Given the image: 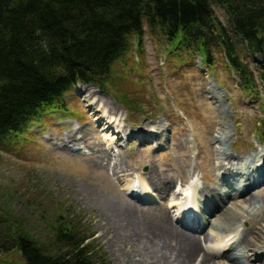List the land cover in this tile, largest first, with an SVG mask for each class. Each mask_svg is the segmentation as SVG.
<instances>
[{"label": "rangeland", "instance_id": "rangeland-1", "mask_svg": "<svg viewBox=\"0 0 264 264\" xmlns=\"http://www.w3.org/2000/svg\"><path fill=\"white\" fill-rule=\"evenodd\" d=\"M214 4L216 15L228 25L230 17L225 7ZM238 42L241 58L254 68L259 93L240 87V77L220 47L214 49V62L207 64L198 52L176 51L161 32L147 33L141 44L134 41L127 54L115 62L106 86L103 89L96 86L100 90L97 94L103 93L125 111L120 114L103 111L109 116L107 120L113 122V129L106 127V120L98 127L95 117L100 112L90 109L86 94L76 85L64 97L65 109L46 112L19 139H14L11 148H0V204L3 199L7 201L11 210L24 216L43 234L50 232L48 219L72 212L88 233H94L95 242L104 248L112 264H128L134 260L133 243L123 241L114 227H106L103 200L116 203L129 198L138 204L154 206L170 201L171 197L161 198L144 176L150 166L157 171L166 167L167 175L175 176L174 188L181 193L178 199H173L175 219L181 217L188 197L199 215V227L213 232L210 224L202 221L201 208L206 200L204 189L212 184L214 165L210 163V150L217 145L216 136L225 132L222 125L232 134L227 149L239 157H251L257 147L264 145L260 54H253ZM214 86L222 96L219 101L208 91ZM144 121H154L151 127L159 132L147 141L130 133H136ZM70 128H83L90 143L101 140L106 148L112 143L113 149L121 152L112 155L110 163L101 160L98 165L94 149L88 143L69 141L68 148L62 146L59 138ZM118 160L123 161L126 172L120 169L114 172ZM181 174L186 180H182ZM216 175H220L219 170ZM235 182L231 179L226 185L233 194L228 205L241 211V205H235L242 197ZM258 185L255 192L263 200L264 181ZM134 187L137 196L132 194ZM229 219V213H223L216 222L230 224ZM243 227H250V222L245 221ZM228 241L226 234H221L203 244L206 249L216 251L218 261H223ZM0 264H25V261L18 250H12L0 253Z\"/></svg>", "mask_w": 264, "mask_h": 264}, {"label": "trees", "instance_id": "trees-1", "mask_svg": "<svg viewBox=\"0 0 264 264\" xmlns=\"http://www.w3.org/2000/svg\"><path fill=\"white\" fill-rule=\"evenodd\" d=\"M214 3L225 7L228 25ZM149 32L207 64L220 47L240 87L259 93L237 41L260 54L264 80V0H0V148H11L46 112L65 109L79 83L103 89L115 62ZM7 204H0V253L18 250L25 264H112L72 212L48 219L43 234Z\"/></svg>", "mask_w": 264, "mask_h": 264}, {"label": "bare ground", "instance_id": "bare-ground-1", "mask_svg": "<svg viewBox=\"0 0 264 264\" xmlns=\"http://www.w3.org/2000/svg\"><path fill=\"white\" fill-rule=\"evenodd\" d=\"M79 88L86 94L85 99L90 109L100 112L95 117L99 123L98 127L106 120V127L113 129V122L107 120L109 116H105L103 111L120 114L125 113L124 109L103 93L97 94L100 90L95 85L79 84ZM208 91L213 98L216 97L218 101L221 99L217 87H209ZM220 112H223L222 106ZM110 118L113 119L112 116ZM153 123L155 122L144 121L136 133H130L147 141L153 138L154 133H159L158 128L152 129ZM222 127L225 132L216 136L217 145L210 150V163L214 165L213 176L210 178L212 184L211 188L204 189L206 200L201 208L204 212L202 221L210 224L213 232L208 233L199 227V215L193 209L192 203L181 209L184 223L178 218L175 219L173 209L176 204L173 199H178L181 193L174 188L175 176L167 175L166 167L157 171L150 166L144 176L161 198L165 200L171 197L170 201L165 200L154 206L150 203L138 204L129 198L116 203L104 198L102 205L106 211V227H114L123 241L133 243L134 260L128 264H264V195L261 194V200L255 192L258 184L264 181V145L263 148L257 147L256 153L251 157H239L227 149L226 144L231 140L232 134L224 125ZM59 139L65 148H68L69 141L88 143L94 149L98 165L101 160L110 163L112 155L121 152V149H113L112 143L108 148L101 140L90 143L89 134L83 128H70ZM117 169L126 172L122 160L115 162L114 172ZM218 170L220 179L216 175ZM180 177L183 181L186 180L182 174ZM231 179L236 181L235 185L238 187L235 189L238 193H242V197L235 204L241 205V211L228 205L233 194L229 193L226 185L230 184ZM231 185L233 186V183ZM134 190L135 187L132 188L133 192ZM131 197L135 198L133 195ZM180 207L178 205L176 208ZM187 211H193V215ZM223 213H229L230 224L216 222ZM245 221L250 222V227H243ZM221 234H226L229 245L224 250L225 260L218 261L216 251L206 249L203 241L213 240Z\"/></svg>", "mask_w": 264, "mask_h": 264}, {"label": "water", "instance_id": "water-1", "mask_svg": "<svg viewBox=\"0 0 264 264\" xmlns=\"http://www.w3.org/2000/svg\"><path fill=\"white\" fill-rule=\"evenodd\" d=\"M256 32L258 33L259 32V28L257 27V29H256Z\"/></svg>", "mask_w": 264, "mask_h": 264}]
</instances>
